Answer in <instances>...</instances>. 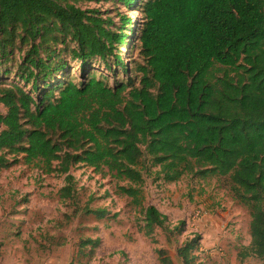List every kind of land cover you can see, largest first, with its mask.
I'll return each instance as SVG.
<instances>
[{"label": "trees", "instance_id": "16d2710c", "mask_svg": "<svg viewBox=\"0 0 264 264\" xmlns=\"http://www.w3.org/2000/svg\"><path fill=\"white\" fill-rule=\"evenodd\" d=\"M100 1L0 0V65L12 62L3 73L23 84L0 79V167L21 157L63 176L62 200L73 197L75 166L109 176L152 241L155 229L170 239L184 223L169 228L144 206V174L224 178L250 218L237 258L264 264V0H113L143 20L120 15L119 26L82 7ZM129 40L139 58L130 69ZM96 60L124 78L109 85L92 72ZM197 248V236L177 246L180 264H202Z\"/></svg>", "mask_w": 264, "mask_h": 264}, {"label": "rangeland", "instance_id": "374dc122", "mask_svg": "<svg viewBox=\"0 0 264 264\" xmlns=\"http://www.w3.org/2000/svg\"><path fill=\"white\" fill-rule=\"evenodd\" d=\"M82 7L98 10L117 26L120 15L143 22L137 10L126 9L113 0ZM128 45L134 46L131 53L122 50L124 63L130 69L139 58L135 43L129 40ZM109 64L114 67L110 60ZM11 66L12 62L0 65L1 83L22 86L14 78L13 69L3 73ZM91 66L95 75L107 76L109 85L124 78L106 71L99 60ZM77 67L73 63L68 73L74 80L79 76ZM0 112H6L1 104ZM7 159L12 162L11 156ZM18 161L0 167V264H159L156 250L165 251L173 264H180L177 246L195 236V253L202 264H262L255 258L245 262L237 258L250 240V218L247 209L233 199L224 178L186 175L178 182L164 183L154 174L157 168L144 174V206L157 208L166 216L169 228L184 223L181 235L168 239L166 232L155 229L152 241L140 231L143 223L139 210L130 199L117 194L116 182L109 176L75 166L70 170L74 177L73 197L62 200L59 191L65 185L63 176L45 175L39 168L24 164L21 157ZM99 212H103L102 218L97 217Z\"/></svg>", "mask_w": 264, "mask_h": 264}, {"label": "crops", "instance_id": "0c3cea01", "mask_svg": "<svg viewBox=\"0 0 264 264\" xmlns=\"http://www.w3.org/2000/svg\"><path fill=\"white\" fill-rule=\"evenodd\" d=\"M211 226V225H210ZM209 230V229H208ZM250 241V240H249ZM249 244V243H248ZM247 246V245H246ZM249 258H251V257H249ZM247 259V258H246ZM243 262H245V259L243 260ZM18 264H23V263H18ZM29 264H44L43 262H41V263H34V262H32V263H29ZM245 264V263H244Z\"/></svg>", "mask_w": 264, "mask_h": 264}, {"label": "built area", "instance_id": "2783aa9c", "mask_svg": "<svg viewBox=\"0 0 264 264\" xmlns=\"http://www.w3.org/2000/svg\"><path fill=\"white\" fill-rule=\"evenodd\" d=\"M199 215V212H197V216Z\"/></svg>", "mask_w": 264, "mask_h": 264}]
</instances>
